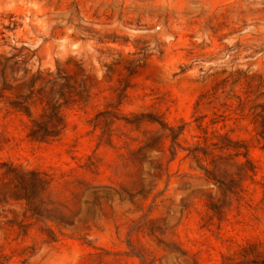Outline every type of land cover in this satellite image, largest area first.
Returning <instances> with one entry per match:
<instances>
[{"label":"rangeland","instance_id":"obj_1","mask_svg":"<svg viewBox=\"0 0 264 264\" xmlns=\"http://www.w3.org/2000/svg\"><path fill=\"white\" fill-rule=\"evenodd\" d=\"M2 82L7 264H264V0H0Z\"/></svg>","mask_w":264,"mask_h":264},{"label":"trees","instance_id":"obj_2","mask_svg":"<svg viewBox=\"0 0 264 264\" xmlns=\"http://www.w3.org/2000/svg\"><path fill=\"white\" fill-rule=\"evenodd\" d=\"M53 83L55 84V82ZM6 90L8 89L2 82L0 98L4 97ZM9 105L25 115L30 114L29 106L25 105V100H13L9 102ZM64 128L65 124L60 106H56V103L50 100L45 112L38 119L31 121L27 137L32 141L38 142L54 141L60 137ZM222 148L219 147L220 150ZM236 155H242L246 163H248L246 147L244 152ZM194 156L196 157V155ZM0 169L3 170L0 173V206L6 204L9 200H23L27 210L35 213L38 208L36 202L39 200V194L46 188L45 179L38 172L24 171L8 163H1ZM0 264H7L1 254Z\"/></svg>","mask_w":264,"mask_h":264}]
</instances>
